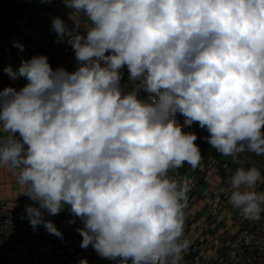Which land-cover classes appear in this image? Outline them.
<instances>
[{"label": "clouds", "instance_id": "clouds-1", "mask_svg": "<svg viewBox=\"0 0 264 264\" xmlns=\"http://www.w3.org/2000/svg\"><path fill=\"white\" fill-rule=\"evenodd\" d=\"M64 2L73 28L54 17L52 29L79 66L54 70L36 55L4 68L27 83L0 90V167L35 202L26 205L34 229L62 238L43 210L67 206L83 223L80 247L120 264H182L190 185L170 173L202 160L198 136L183 128L206 129L223 156L264 155V0ZM261 180L256 166L229 177L244 220L262 219Z\"/></svg>", "mask_w": 264, "mask_h": 264}, {"label": "built area", "instance_id": "built-area-1", "mask_svg": "<svg viewBox=\"0 0 264 264\" xmlns=\"http://www.w3.org/2000/svg\"><path fill=\"white\" fill-rule=\"evenodd\" d=\"M53 0H36L26 7L0 34V52L9 47V36L23 24L31 6L51 3ZM55 56L61 62L59 67L70 71L65 63L71 55L70 49L56 48ZM48 55L39 45L31 56ZM54 70L58 67L51 66ZM124 92L133 90L129 76L120 81ZM147 93L141 91L140 98ZM183 125L184 117L176 114ZM198 136L196 144L202 154L200 165L192 169L187 163L170 173L178 180H187L190 185L188 206L185 210V238L190 247L184 253L182 264H264V214L260 221L244 220L239 210L229 203V177L238 167L256 166L261 170L262 180L257 191H264V155L242 153L236 159L215 156L209 149L206 137L209 133L198 124L183 128ZM216 150V149H215ZM217 151V150H216ZM44 211L45 220H51L62 233V238L50 234L43 225L35 229L30 225L26 206L0 205V262L6 264H79L86 259L88 264H120L119 258L112 260L101 257L91 245L80 247L82 236L77 229L83 227L79 218H74L66 206L58 215ZM75 219V223H70ZM131 264V261L128 262Z\"/></svg>", "mask_w": 264, "mask_h": 264}, {"label": "crops", "instance_id": "crops-1", "mask_svg": "<svg viewBox=\"0 0 264 264\" xmlns=\"http://www.w3.org/2000/svg\"><path fill=\"white\" fill-rule=\"evenodd\" d=\"M73 9L65 5L64 0H53L51 3H42L40 5L31 6L26 12L22 26L9 36V47L0 52V90L5 87H14L17 90L22 88L27 81L24 78L12 80L4 72V68L11 65L13 69L19 67L22 60L32 58L31 53L41 45L48 53L49 63L53 67H59L61 62L55 56L53 50L56 48L70 49L71 55L66 59L65 63L70 67L72 72L79 66L75 54L71 46L64 41L57 39L56 32L52 29V20L54 17H60L64 20L69 29L73 28V21L70 18ZM81 19H84L81 14ZM84 32L83 27L80 29ZM18 41L23 45V51L13 46V42ZM121 81L128 77V70L125 66L122 70ZM6 135V134H4ZM18 135V134H17ZM22 188L17 183L16 174L13 170L7 167H0V205H29L35 202L29 199L26 195H22ZM0 264H6L0 262Z\"/></svg>", "mask_w": 264, "mask_h": 264}, {"label": "water", "instance_id": "water-1", "mask_svg": "<svg viewBox=\"0 0 264 264\" xmlns=\"http://www.w3.org/2000/svg\"><path fill=\"white\" fill-rule=\"evenodd\" d=\"M34 1L36 0H0V34Z\"/></svg>", "mask_w": 264, "mask_h": 264}, {"label": "rangeland", "instance_id": "rangeland-1", "mask_svg": "<svg viewBox=\"0 0 264 264\" xmlns=\"http://www.w3.org/2000/svg\"><path fill=\"white\" fill-rule=\"evenodd\" d=\"M209 150H211L212 151V154H215V156H223V155H221L218 151H216L215 149H209ZM228 157V156H227ZM226 157V158H227ZM228 159H230L229 157H228ZM231 160V159H230ZM232 162H233V160H231Z\"/></svg>", "mask_w": 264, "mask_h": 264}]
</instances>
